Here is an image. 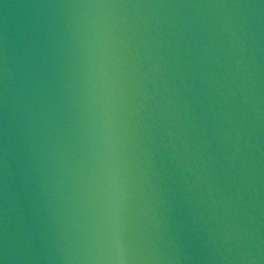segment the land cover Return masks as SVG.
I'll list each match as a JSON object with an SVG mask.
<instances>
[{
  "label": "water",
  "instance_id": "1",
  "mask_svg": "<svg viewBox=\"0 0 264 264\" xmlns=\"http://www.w3.org/2000/svg\"><path fill=\"white\" fill-rule=\"evenodd\" d=\"M109 131L132 264H264V0H0V264H86Z\"/></svg>",
  "mask_w": 264,
  "mask_h": 264
},
{
  "label": "clouds",
  "instance_id": "2",
  "mask_svg": "<svg viewBox=\"0 0 264 264\" xmlns=\"http://www.w3.org/2000/svg\"><path fill=\"white\" fill-rule=\"evenodd\" d=\"M95 7H106L97 5ZM97 47L104 54L107 40L101 30L96 37ZM103 83V81H102ZM106 94V89H103ZM107 117V106H105ZM106 127L111 128L110 124ZM111 133L104 140L105 152L102 162V184L104 196L98 210L99 231L94 243L84 257L86 264H132L125 240L126 179L113 149L109 145Z\"/></svg>",
  "mask_w": 264,
  "mask_h": 264
}]
</instances>
